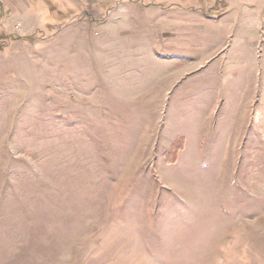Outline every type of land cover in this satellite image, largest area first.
I'll use <instances>...</instances> for the list:
<instances>
[{
  "label": "rangeland",
  "instance_id": "374dc122",
  "mask_svg": "<svg viewBox=\"0 0 264 264\" xmlns=\"http://www.w3.org/2000/svg\"><path fill=\"white\" fill-rule=\"evenodd\" d=\"M92 3L0 0V264H264V34L153 49Z\"/></svg>",
  "mask_w": 264,
  "mask_h": 264
},
{
  "label": "crops",
  "instance_id": "0c3cea01",
  "mask_svg": "<svg viewBox=\"0 0 264 264\" xmlns=\"http://www.w3.org/2000/svg\"><path fill=\"white\" fill-rule=\"evenodd\" d=\"M87 1L32 0V8L41 22L47 8H51V14L60 15V24H66L69 20H78L87 11ZM92 1L91 8L96 14L93 15V22L98 25L99 33L103 32L108 36L115 33L117 37H140L148 47L160 42L168 48L174 45L178 36H183L181 38L191 44L193 41L190 31L194 29V53L202 48L203 53L210 54L214 52L213 41L222 29L235 27L240 29L241 34L252 36L257 41L255 51H260V39L264 34V0ZM49 20L54 21L56 18L50 16ZM180 47L186 45L182 44ZM152 48L154 49L153 45Z\"/></svg>",
  "mask_w": 264,
  "mask_h": 264
},
{
  "label": "trees",
  "instance_id": "16d2710c",
  "mask_svg": "<svg viewBox=\"0 0 264 264\" xmlns=\"http://www.w3.org/2000/svg\"><path fill=\"white\" fill-rule=\"evenodd\" d=\"M50 9L51 8H47V12H45L44 14H45V17L43 18V19H45V18H47V20L49 21V17L51 16V17H53L54 16V18H56V20H61V18H60V15H58V13H54V14H51V11H50ZM67 15L68 16H72V14L71 13H67ZM63 20V19H62ZM1 21V20H0ZM60 23V22H59ZM64 24V23H63ZM2 26H3V24H2ZM2 39V33H0V40Z\"/></svg>",
  "mask_w": 264,
  "mask_h": 264
}]
</instances>
